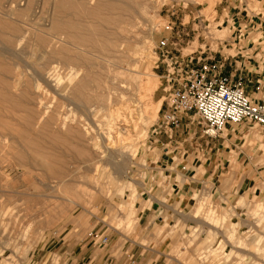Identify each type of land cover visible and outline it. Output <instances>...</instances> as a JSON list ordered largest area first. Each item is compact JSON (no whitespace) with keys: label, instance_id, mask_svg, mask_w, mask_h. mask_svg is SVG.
Returning <instances> with one entry per match:
<instances>
[{"label":"rangeland","instance_id":"obj_1","mask_svg":"<svg viewBox=\"0 0 264 264\" xmlns=\"http://www.w3.org/2000/svg\"><path fill=\"white\" fill-rule=\"evenodd\" d=\"M5 1H0V9L2 6L6 13L0 10V76L4 75V78L0 77V87H3V79L9 80L7 86L11 100L4 99L1 87L0 264H62L67 246L74 240L86 239L95 230L98 233L121 232L145 249L163 251L171 264H264V129L252 127L248 134H238V137L233 134L224 142L226 129L215 140L224 142L227 147L218 145L221 150L213 159L201 157L193 150L180 149V152L175 146L195 142L200 137L201 124H193L197 125V134L190 132L188 126L185 129L189 133L178 131L172 137L155 131L169 87L162 77L164 68H155L157 57L154 47L163 35L171 34L164 26L168 21L166 12L170 0H121L130 4L134 13L113 8L97 9L98 0H15L14 4L21 3L9 13ZM188 1L187 8L179 13L187 23L186 35L174 39L180 42L177 48L184 54L205 48L206 44L207 53L217 58L220 49L233 41V36L241 46H250L257 40L254 46L264 51V0ZM27 4L28 11L20 13L19 9ZM35 9L39 12L32 21L30 15L35 13ZM68 12L73 13L70 15ZM8 14L13 17L11 21L16 19L20 23V37L6 34L2 20L10 18ZM38 17L50 22L41 21ZM232 17H237L236 23ZM243 17H249L251 23L255 20L256 31L250 26L245 27ZM37 22L39 25L35 28L34 23ZM42 22L47 24L40 26ZM130 22L140 25L139 29L130 32ZM42 30L52 31V35ZM70 33L90 34L95 37V42L73 40L74 43ZM113 39L120 46L115 45ZM235 43L232 48L237 51ZM61 49L72 54L80 51L95 61L94 64L89 59L92 62L89 70L80 68L83 74H91V85L85 91L90 96L87 111L73 109L72 101L68 103L64 98L80 77L64 92L63 83L58 84L54 77L49 78L51 65L42 68L37 64L42 61L38 59L42 52L44 59L51 60ZM24 64L31 67H24ZM95 65L96 69L93 68ZM5 67H11L9 78L5 77ZM67 71H60L61 76H65L64 80L67 79ZM147 80L150 85L157 80V87L143 91ZM66 117L67 125L71 123L81 132L68 136L66 132L70 125L60 129V120ZM43 120L49 121L45 127ZM27 121H31L28 127ZM90 121L93 124L89 127ZM237 126L232 127L238 131ZM36 127L41 130H36ZM86 127L92 131L91 137L84 134ZM116 127H121L119 133L115 132ZM106 132L110 133L109 137ZM99 133H105L103 138L109 147V154L105 157L100 156L103 139ZM79 139L80 143H77ZM35 141L42 142L44 151L54 157L46 159L35 153ZM76 148H83L81 150L88 158L80 157ZM92 153H96L95 156ZM51 165L54 168L58 166L61 171L65 168L63 174L53 175ZM184 165L188 171L194 168L196 172L185 177L181 170ZM169 168L172 171H168ZM187 177H195L200 182L190 187Z\"/></svg>","mask_w":264,"mask_h":264},{"label":"built area","instance_id":"obj_2","mask_svg":"<svg viewBox=\"0 0 264 264\" xmlns=\"http://www.w3.org/2000/svg\"><path fill=\"white\" fill-rule=\"evenodd\" d=\"M169 2L168 21L164 26L171 34L163 35L154 47L155 68H164L162 77L169 87L155 131L172 137L181 130L184 118L190 124H201L200 137L207 140L218 138L233 125L264 129V99L251 98L246 93L243 77L226 73L225 59L208 54L206 44L205 48L188 54L177 48L180 42L174 39L185 36L187 27L185 17L180 18L179 13L187 8L189 1ZM89 236L99 246L110 244L108 234L91 232Z\"/></svg>","mask_w":264,"mask_h":264},{"label":"crops","instance_id":"obj_3","mask_svg":"<svg viewBox=\"0 0 264 264\" xmlns=\"http://www.w3.org/2000/svg\"><path fill=\"white\" fill-rule=\"evenodd\" d=\"M236 18L232 17L234 23H236ZM243 18L246 25L250 26V29L256 31L258 26L254 25L255 20L253 19V23H251L249 17L248 19L245 17ZM232 39L233 41L226 45L227 49H220V55H218L217 58L225 59L227 67L226 73H231L236 78L243 77L246 93L251 98L260 101L264 99V51L254 46V44L258 42L257 40L250 46H241V44L235 43L237 51H234L232 45L233 42H235V37L233 36ZM192 125L193 124L187 121V118H184L180 131L188 133L190 131L193 134H197V125ZM187 126L189 127V131L185 129ZM237 128L238 131L230 127L227 133H224L225 138L223 139H226L224 142L227 141L229 136L233 137V134L235 137H238V134L246 135L251 131L249 126L245 127L238 125ZM215 139L207 140L197 137L196 141L193 143H185L186 145L180 144L181 146L175 144V146H177L179 151L180 149H186L188 151L193 150V153L199 152V156L201 157L213 159L219 155V151L221 150L218 145H222L224 148L227 147H225L224 142H217ZM182 150L180 152H182ZM181 170L184 171L183 175L185 177L188 176L190 172H196L194 168L188 171L186 165L182 166ZM168 171H172V168H169ZM187 178H189L188 184L190 187H194L200 182L195 177ZM205 179L206 178L203 177V180ZM194 217L197 216L194 215ZM199 222L201 223L200 220ZM248 225L250 224L248 223ZM93 232L98 233V230ZM105 234L110 236V244L107 246H99L93 243L89 235L80 242L75 240L72 241L63 254L64 261L62 264H171L170 258L167 257L163 251L145 249L142 244H138L137 241H133L132 238H126L121 232L115 230Z\"/></svg>","mask_w":264,"mask_h":264},{"label":"bare ground","instance_id":"obj_4","mask_svg":"<svg viewBox=\"0 0 264 264\" xmlns=\"http://www.w3.org/2000/svg\"><path fill=\"white\" fill-rule=\"evenodd\" d=\"M1 1V0H0ZM30 1V0H29ZM28 1V2H29ZM32 1V0H31ZM47 1V0H46ZM124 1V0H123ZM123 1H121V0H98V2H97V9H103V8H106V9H109V8H113V9H120V10H122V12L125 10L126 12H133L131 9V5L130 4H126V3H123ZM138 1V0H137ZM7 4L6 5H8L9 6V13H12L13 11L12 10H14V8L16 7V5L17 4H19V3H21V2H19V3H17V4H14V2H15V0H6L5 1ZM34 2V1H33ZM124 2H127V1H124ZM129 2V1H128ZM50 3V2H49ZM90 3V2H89ZM123 3V4H122ZM25 4V3H24ZM23 4V5H24ZM51 4V3H50ZM49 4V5H50ZM71 4V3H70ZM73 4V3H72ZM31 5V3L29 4V6ZM33 5H35L34 7H37L36 6V4L34 3ZM77 5V4H76ZM79 5V4H78ZM5 6V5H4ZM3 6V7H4ZM20 6V5H19ZM39 6V5H38ZM57 6V5H56ZM69 6V5H68ZM72 6H74V5H72ZM58 7V6H57ZM60 7V6H59ZM61 7H63L62 5H61ZM27 8H28V4L24 7V8H20L19 9V11H20V13H22V12H26V10H27ZM45 8H47V7H45ZM56 8V7H55ZM64 8H66V7H64ZM4 9V8H3ZM30 9V8H29ZM37 9V8H36ZM35 9V10H36ZM50 9V8H49ZM0 10H2V6H1V9ZM7 10H8V8H7ZM45 10V9H44ZM47 10V9H46ZM60 9H58V11H59ZM66 10V9H65ZM92 10V9H91ZM119 10V11H120ZM5 11V10H4ZM12 11V12H11ZM16 11V10H15ZM14 11V12H15ZM28 11V10H27ZM31 11H34V10H31ZM67 11V10H66ZM65 11V12H66ZM71 11V10H70ZM69 11V12H70ZM89 11V10H88ZM135 11H137V9L135 10ZM2 12H3V10H2ZM38 12H39V10H36L35 11V13H33L32 12V15H30L29 17L30 18H32L31 20L33 21V19H35L37 16H38ZM68 12V13H69ZM76 12V11H75ZM121 12V11H120ZM119 12V14H122V13H120ZM4 14H6L5 12H3ZM15 13H17V12H15ZM60 13H61V10H60ZM67 13V14H68ZM72 13L73 12H71V13H69L70 15H72ZM90 13H92V12H90ZM110 13V12H109ZM130 13V14H131ZM134 13V12H133ZM135 13H138V12H135ZM14 14V13H13ZM12 14V15H13ZM18 14V13H17ZM75 14V13H74ZM88 14V13H87ZM102 14V13H101ZM139 14V13H138ZM29 15V14H28ZM76 15V14H75ZM110 15H112L111 13H110ZM115 15H117V13L115 14ZM8 16L10 17V18H5L4 20H2L3 21V23H5L4 24V26H5V28L4 29H6V34L7 35H9V36H12V37H20V33H21V27H19V25L18 24H20V23H17V21H16V19H13L12 21H11V18H13L12 16H11V14L9 15L8 14ZM15 16H16V14H15ZM22 16V15H21ZM91 16V15H90ZM122 16V15H121ZM128 16H131V15H128ZM127 16V17H128ZM20 17V16H19ZM100 17V16H99ZM107 17V16H106ZM132 17H134V16H132ZM136 17V16H135ZM39 18V17H38ZM43 18V17H42ZM48 18H49V16H48ZM52 18V17H51ZM70 18H72V16L70 17ZM108 18V17H107ZM121 18V17H120ZM131 18V17H130ZM41 18H39V20H40ZM124 19H126V18H124ZM53 20V19H52ZM55 20H57V19H55ZM85 20V19H84ZM83 20V21H84ZM90 20V19H89ZM88 20V21H89ZM120 20V19H119ZM128 20H129V17H128ZM14 21V22H13ZM41 21H47V22H50V20H48V19H41ZM77 21V20H76ZM95 20H93V22H94ZM104 21V20H103ZM125 21H127V20H125ZM133 21V20H132ZM131 21V22H132ZM1 22V21H0ZM40 22V21H39ZM39 22H37V23H34V26H35V28H36V26H37V24L39 25ZM52 22V21H51ZM74 22V21H73ZM79 22V21H78ZM95 22H97V20L95 21ZM94 22V23H95ZM110 22H112L111 20H110ZM128 22V21H127ZM130 22V23H131ZM29 23H31V22H29ZM60 23V22H59ZM80 23V22H79ZM99 23V22H98ZM104 23V22H103ZM122 23H123V21H122ZM126 23V22H125ZM45 24H47V23H45V22H42V23H40V26H42V25H45ZM78 24V23H77ZM105 24V23H104ZM26 25H28V24H26ZM51 25V24H50ZM61 25V24H60ZM65 25V24H64ZM74 25V24H73ZM82 25V24H81ZM97 25V24H96ZM99 25V24H98ZM3 25H1V27H4ZM30 26V25H29ZM80 26V25H79ZM101 26V25H100ZM100 26H98V27H100ZM117 26H118V24H117ZM139 26L140 25H136V24H130V25H128V27H129V30H130V32H134V30L135 29H139ZM48 27V26H47ZM54 27V26H53ZM81 27V26H80ZM79 27V28H80ZM106 27V26H105ZM120 27V26H119ZM118 27V28H119ZM75 28V27H74ZM78 28V29H79ZM97 28V27H96ZM104 29H106V28H104ZM121 29V28H120ZM123 29V28H122ZM121 29V30H122ZM126 29V28H125ZM124 29V30H125ZM30 30V29H29ZM59 30V29H58ZM57 30V31H58ZM117 30V29H116ZM22 31H25V29L23 30L22 29ZM32 31V30H31ZM34 31V30H33ZM45 31H48V30H45ZM44 30H42L41 32H45ZM65 31V30H64ZM80 31H82V30H80ZM89 31V30H88ZM99 31V30H98ZM119 31V30H118ZM138 31V30H137ZM136 31V32H137ZM3 32V31H2ZM40 32V33H41ZM50 32H52V31H50ZM49 31H48V33H50ZM54 33H55V31H53ZM59 32V31H58ZM61 32H63V31H61ZM60 32V33H61ZM67 33H69L68 31H66ZM75 32V31H74ZM74 32H72V34L74 33ZM114 32H115V30H114ZM120 32V31H119ZM65 33V32H64ZM63 33V34H64ZM86 33V32H85ZM91 33V32H90ZM47 34V33H46ZM51 34V33H50ZM71 34V33H70ZM71 34V35H72ZM87 34V33H86ZM92 34V33H91ZM119 34H121V33H119ZM123 34V33H122ZM52 35V34H51ZM58 35V34H57ZM61 35V34H60ZM129 35V34H128ZM30 36V35H29ZM33 36V35H32ZM46 36H48V35H46ZM109 36V35H108ZM50 37V36H49ZM52 37V36H51ZM50 37V38H51ZM58 37H59V35H58ZM116 37V36H115ZM114 37V38H115ZM34 38V37H33ZM53 38V37H52ZM51 38V39H52ZM63 38H65V37H63ZM128 38V37H127ZM9 39H11V37L9 38ZM29 39H30V37H29ZM47 39V38H46ZM70 39L72 40V42H74L73 40H76V42L78 41V42H95L94 41V39H95V37H93L92 35H90V34H88V35H85V36H82V35H72V36H70ZM103 39H104V37H103ZM14 40V39H13ZM28 41V39H25V41ZM48 40V39H47ZM66 40H67V38H66ZM97 40V39H96ZM116 40H119V39H116ZM61 41V40H60ZM129 41V40H128ZM127 41V42H128ZM59 42V41H58ZM57 41H56V43H58ZM76 42H74V43H76ZM24 43V42H23ZM34 43V42H33ZM46 43V42H45ZM63 43H64V40H63ZM66 43H68V42H66ZM110 43V42H109ZM113 43H114V39H113ZM116 43L117 42H115L114 44L116 45ZM121 43V42H120ZM123 43V42H122ZM28 44V43H27ZM38 44V43H37ZM42 44V43H41ZM50 44V43H49ZM78 44V43H77ZM77 44H75V45H77ZM87 44V43H86ZM118 44V43H117ZM125 44V43H124ZM7 45H10V44H7ZM26 45V44H25ZM39 45V44H38ZM37 45V46H38ZM45 45V44H44ZM47 46H49L48 44H46ZM60 45V44H59ZM67 45H69V43L67 44ZM80 45V44H79ZM92 45H94V44H92ZM113 45V44H112ZM119 45V44H118ZM3 46H4V44H3ZM62 46V45H61ZM64 46H66V44H64ZM71 46V45H70ZM86 46V48H87V45H85ZM100 46V45H99ZM108 46H111L110 44H108ZM120 46V45H119ZM9 47V46H8ZM42 47V46H41ZM55 47V46H54ZM60 47V46H59ZM75 47V46H74ZM73 47V48H74ZM91 47V46H90ZM101 47V46H100ZM107 47V46H106ZM10 48V47H9ZM22 48V47H21ZM44 48V47H43ZM58 48V47H57ZM61 48V47H60ZM63 48V47H62ZM67 48H69V47H67ZM66 48V49H67ZM80 48V47H79ZM79 48H76V49H79ZM89 48V47H88ZM107 48H109V47H107ZM123 48V47H122ZM1 49V48H0ZM15 49V48H14ZM54 49V48H53ZM71 49V48H70ZM69 49V50H70ZM91 49V48H90ZM93 49V48H92ZM99 49V48H98ZM117 49V48H116ZM38 50H39V48H38ZM73 50V49H72ZM81 50V49H80ZM95 49H93V51H94ZM102 50H106V49H102ZM110 50H111V48H110ZM114 50V49H113ZM120 50V49H119ZM122 50V49H121ZM120 50V51H121ZM41 51V50H40ZM67 51V50H66ZM92 51V52H93ZM96 51H98V50H96ZM114 51H117V50H114ZM122 51H124V50H122ZM36 52H37V50H36ZM39 52V51H38ZM102 52V51H101ZM105 52V51H104ZM113 52V51H112ZM23 53V52H22ZM55 53V52H54ZM59 54L57 55V56H53L52 55V58L54 57V59H44L45 58V56H44V53L42 52L41 53V55H39V58L38 59H42V61L41 62H37V64H38V66H40V67H42V68H45L44 66L45 65H51V73L49 74V78H51V77H54L55 79H56V81H57V83L58 84H61V83H63V88H62V91H66V89L69 87V85H71L76 79H78V77H80L79 78V80H78V82L76 83V85H74V87L71 89V90H69L70 92L69 93H65L64 95H65V97L64 98H66L67 100H68V103L69 102H71L72 101V105L74 106V108L73 109H77V108H82L84 111L86 110H88L87 108L89 107V102H90V96H88L87 94H85V93H87V92H85L86 91V89H88V87H89V85H91V83H90V78H89V76L91 75H89L88 73H90V72H88V73H86V74H83V72H82V68H86V69H88L89 67V65L90 66H92V62L91 61H94V59H91V58H88V56L90 57V55H84L83 53H81L80 51L79 52H74V54H72L71 53V51L70 52H65V50L64 49H61V51L60 52H58ZM88 53V52H87ZM94 53V52H93ZM6 54V53H5ZM97 54H100V51H99V53H97ZM117 54H121V52L120 53H117ZM9 55H10V53H9ZM29 55V54H28ZM105 55V54H104ZM104 55H103V57H104ZM21 56V55H20ZM35 56V55H34ZM92 56V55H91ZM95 56V55H94ZM93 56V57H94ZM107 56V55H106ZM109 56V55H108ZM116 56V55H115ZM29 57V56H28ZM49 57H51V56H49ZM97 57V56H96ZM98 57H100V55L98 56ZM97 57V58H98ZM114 57V56H113ZM11 59V58H10ZM18 59V58H17ZM89 59H91V61L89 60ZM103 59V58H102ZM110 59H111V57H110ZM24 61V60H23ZM96 61H98V59H96ZM101 61V60H100ZM120 61V60H119ZM33 62V61H32ZM121 62V61H120ZM105 63V62H104ZM103 63V64H104ZM107 63H108V61H107ZM113 63V62H112ZM35 64V63H34ZM94 64H95V61H94ZM101 64V63H100ZM106 64V63H105ZM15 65V64H14ZM49 65V66H50ZM97 65V64H96ZM95 65V67H93V68H95L96 69V66ZM114 65V64H113ZM8 66V65H7ZM4 67V66H3ZM9 67V66H8ZM8 67H5L4 68V71H5V77H8L7 75H8V72H9V69H11V67L10 68H8ZM21 67V66H20ZM24 67H31V65H28V64H24ZM36 67V66H35ZM100 66H98V68H99ZM110 67H111V63H110ZM34 68V67H33ZM47 68V67H46ZM81 68V69H80ZM1 69V68H0ZM61 69H67L68 71H67V79L66 80H64V77L65 76H61V73H60V71H61ZM102 69V68H101ZM100 69V70H101ZM31 70V69H30ZM89 70V69H88ZM93 70V69H92ZM103 70V69H102ZM10 71H12V70H10ZM14 71V70H13ZM23 71V70H22ZM32 71V70H31ZM35 71V70H34ZM37 71H39V70H37ZM41 71H42V69H41ZM44 71H45V69H44ZM95 71V70H94ZM1 72V71H0ZM21 72V71H20ZM36 72V71H35ZM65 72V71H64ZM85 72V71H84ZM43 73V72H42ZM95 73V72H94ZM100 73V72H99ZM98 73V74H99ZM2 74V73H1ZM39 74H40V72H39ZM38 74V75H39ZM88 74V75H87ZM101 74H103V72L101 73ZM34 75H36V73L34 74ZM108 75V74H107ZM13 76V75H12ZM25 76V75H24ZM1 77V76H0ZM19 77V76H18ZM18 77H16V78H18ZM41 77H43V76H41ZM99 77V76H98ZM157 77V76H156ZM1 78H4V75H3V77H1ZM9 78V77H8ZM13 78V77H12ZM25 78V77H24ZM48 78V79H49ZM101 78V77H100ZM37 79V78H36ZM35 79V80H36ZM40 79V78H39ZM42 79V78H41ZM40 79V80H41ZM44 79H46V78H44ZM149 79V78H148ZM8 81L9 80H6V78H5V80L3 79V83H2V81H1V83H2V85H3V87H2V89L1 90H4V91H2L3 92V94L2 95H4V99L5 98H8L9 100H11V98H10V96H11V94H9L8 92H9V88H8V86H7V84H8ZM27 81V80H26ZM41 81H45V80H41ZM50 81V80H49ZM145 81V80H144ZM156 81L157 80H155V83L154 84H152V85H150L151 84V82H149L148 80L145 82V87H143V91H145L146 92V90H148V89H150L151 91L152 90H154L156 87H157V83H156ZM29 82V81H28ZM42 83H45V85H46V82H42ZM50 83V82H49ZM55 83V82H54ZM65 83V84H64ZM25 84H27V83H25ZM48 84V83H47ZM51 84V83H50ZM57 85V84H56ZM140 85V84H139ZM12 86H13V83H12ZM27 86V85H26ZM47 86V85H46ZM49 86V88L51 87L50 85H48ZM99 86V85H98ZM0 87V88H1ZM57 87V86H56ZM72 87V86H71ZM91 87V86H90ZM137 87V86H136ZM140 87H142V86H140ZM138 88H139V86H138ZM145 88H146V90H145ZM28 89V88H27ZM27 89H26V91H27ZM36 89V88H35ZM43 89V88H42ZM57 89V88H56ZM96 89V88H95ZM53 90V89H52ZM91 90V89H90ZM142 91V92H143ZM1 92V91H0ZM1 92V93H2ZM56 92V91H55ZM140 92H141V89H140ZM0 93V94H1ZM20 94L22 93V92H19ZM148 93V92H147ZM152 93V92H151ZM99 94V93H98ZM22 95V94H21ZM57 95H59V94H57ZM61 95V94H60ZM147 95V94H146ZM14 96V95H13ZM18 96V95H17ZM141 96H142V93H141ZM16 97V96H15ZM19 97H21V96H19ZM63 97V96H62ZM93 97V96H92ZM145 97V96H144ZM3 98V97H2ZM13 98V97H12ZM100 98V97H99ZM14 99H16V98H14ZM18 99V98H17ZM21 99H22V97H21ZM24 99H26V98H24ZM62 99V98H61ZM3 100V99H2ZM13 100V99H12ZM29 100V99H28ZM100 100V99H99ZM26 101H27V99H26ZM57 101V100H56ZM64 101V100H63ZM93 101V100H92ZM91 101V102H92ZM110 101V100H109ZM29 102V101H28ZM94 102V101H93ZM96 102V101H95ZM94 102V103H95ZM97 102H99V101H97ZM17 103H19V102H17ZM26 103V102H25ZM100 103H101V101H100ZM99 103V104H100ZM34 104H36V103H34ZM92 104V103H91ZM98 104V105H99ZM147 105V104H146ZM18 107H20V105L18 104L17 105ZM16 106V107H17ZM71 106V105H70ZM22 107V106H21ZM30 107V106H29ZM91 108V107H90ZM16 109V108H15ZM28 109V108H27ZM48 109V108H47ZM20 110V109H19ZM82 110V112H84ZM20 111H22V110H20ZM25 112H26V110H24ZM48 111V110H47ZM90 111V110H89ZM93 112V111H92ZM32 113V112H31ZM79 113H81L80 111H79ZM78 113V114H79ZM115 113V112H114ZM83 114H85V113H83ZM123 114V113H122ZM35 115V114H34ZM39 115V114H38ZM113 115V114H112ZM115 115V114H114ZM33 116V115H32ZM78 116V115H77ZM118 116H121V114L120 115H118ZM34 118L36 117V116H33ZM69 117V116H68ZM72 117V116H71ZM80 117V116H79ZM87 119H88V117L87 116H85ZM115 117H116V115H115ZM24 118V117H23ZM28 118V117H27ZM46 118V117H45ZM90 118V117H89ZM121 119H122V117H120ZM124 118V117H123ZM116 119V118H115ZM120 119V120H121ZM29 120V119H28ZM74 120V119H73ZM91 120H92V118H91ZM116 120H118V119H116ZM45 120H43V127H45V125H47L48 123H49V121L47 120L46 122H44ZM61 121V123H60V125H59V127H60V129H63V127H65L66 128V126H68V125H70V126H68L67 127V132L66 133H68V136H69V134L71 135V136H74L75 134H77V133H79V132H81V129L80 128H77V127H75L74 125L73 126H71V123L70 124H68L67 125V122H68V120H67V117L66 118H64L63 120H60ZM80 121V120H79ZM30 122L31 121H27L26 122V126L28 127V126H30ZM37 122V121H36ZM35 122V123H36ZM50 122H52V121H50ZM77 122V121H76ZM91 123L90 124H88V126L89 125H91L92 126V121H90ZM119 122V121H118ZM25 123V122H24ZM23 123V124H24ZM115 123L117 124V122L115 121ZM126 123V122H125ZM114 124V123H113ZM54 125V124H53ZM55 125H56V123H55ZM115 125V124H114ZM25 126V125H24ZM26 126H25V129H26ZM33 126V125H32ZM40 126V125H39ZM38 126V127H39ZM87 126V125H86ZM87 126V127H88ZM38 127H36V130L38 129ZM50 127V126H49ZM79 127V126H78ZM86 127V129H85V133L84 132H82V133H84L86 136H87V138L88 137H91L92 136V131H90V129H88ZM90 127V126H89ZM31 128V127H30ZM27 129H29V128H27ZM80 129V130H79ZM115 130H112V131H115L116 133H119V131H121V127H116V128H114ZM30 130V129H29ZM38 130H41L40 128L38 129ZM44 130H46V129H44ZM52 131V130H51ZM56 131V130H55ZM28 131L26 130V133H27ZM38 132V131H37ZM54 132V131H53ZM57 132V131H56ZM64 132V131H63ZM8 133V132H7ZM41 133H42V131H41ZM47 133V132H46ZM65 133V132H64ZM66 133L65 134H63V135H65V136H67L66 135ZM82 133H80V135L82 134ZM107 134H108V137H109V135H110V133H108V132H106ZM9 134V133H8ZM20 134V133H19ZM24 134V133H23ZM23 134H21V136L23 135ZM58 134H60V133H58ZM42 135V134H41ZM50 135V134H49ZM63 135H62V133H61V136L63 137ZM103 135L105 136V133H99V136H100V138H101V140L103 139V147H102V151H100V156L101 157H105V156H108V154H109V147L107 146V143H106V140H105V138H103ZM20 136V135H19ZM48 136V135H47ZM60 136V135H59ZM61 136H60V138H61ZM45 137V136H44ZM2 138H4V137H2ZM49 138V137H48ZM57 138V137H56ZM64 138V137H63ZM71 138V137H70ZM114 138V137H113ZM28 139V138H27ZM30 139V138H29ZM52 139H53V137H52ZM62 139V138H61ZM77 139V138H76ZM75 139V140H76ZM86 139V138H85ZM10 140V139H9ZM64 140H65V138H64ZM87 140V139H86ZM25 141V140H24ZM27 141V140H26ZM31 141V140H30ZM80 141V139L77 141V143ZM108 141V140H107ZM114 141V140H113ZM9 142V141H8ZM11 142V141H10ZM18 142V141H17ZM36 142V141H35ZM55 142V141H54ZM59 142V141H58ZM86 142V141H85ZM84 142V143H85ZM37 143V142H36ZM59 143H63V142H59ZM66 143H68L69 144V141L68 140H66ZM71 143V142H70ZM75 143H76V141H75ZM80 143V142H79ZM49 144V143H48ZM74 144V143H73ZM25 145V143L23 144V146ZM28 145V144H27ZM26 145V146H27ZM53 145V144H52ZM55 145V144H54ZM67 145V144H66ZM65 145V146H66ZM75 145V144H74ZM99 145V144H98ZM56 146V145H55ZM68 146V145H67ZM78 146V145H77ZM80 146V145H79ZM10 147V146H9ZM8 147V148H9ZM30 147V146H29ZM28 147V148H29ZM75 147V146H74ZM82 147V146H81ZM84 147V146H83ZM18 148V147H17ZM25 148V147H24ZM31 148H33V147H31ZM36 148V151L37 152H35V153H39L40 155H42V157H45L46 159L48 158V159H50V158H53L51 155H49V154H51V153H48V152H45L44 151V148H43V144H42V142H39L38 141V143L37 144H35V147H34V149ZM87 148V147H86ZM86 148H85V150H86ZM97 148V147H96ZM23 149V148H22ZM30 149V148H29ZM63 149H65V147L63 148ZM81 149H83V148H81ZM80 148H76V150L78 151V155H80V157L82 156V158H84V157H87V156H84V153H83V151L81 150ZM66 150V149H65ZM75 150V149H74ZM73 150V151H74ZM95 150V149H94ZM9 151V150H8ZM23 151V150H22ZM91 151V150H90ZM70 152V151H69ZM88 152H89V150H88ZM95 152H97V151H95ZM13 154H14V152H12ZM28 153V152H27ZM72 153V152H71ZM99 153V152H98ZM98 153H97V155H98ZM11 154V153H10ZM17 154H18V152H17ZM23 154V153H22ZM26 154V153H25ZM73 154V153H72ZM87 154V153H86ZM89 154V153H88ZM87 154V155H88ZM92 154H94V156H95V154L96 153H92ZM91 154V155H92ZM16 155V154H15ZM19 155V154H18ZM24 155V154H23ZM30 155V154H29ZM76 154L74 153V156H75ZM90 155V154H89ZM88 155V156H89ZM96 155V156H97ZM134 155V154H133ZM12 156H14V155H12ZM17 156V155H16ZM15 156V157H16ZM94 156H92L91 158H93ZM116 156V155H115ZM57 157V156H56ZM90 157V156H89ZM16 158H20L19 156L18 157H16ZM58 158V157H57ZM61 158V157H60ZM63 158V157H62ZM77 158V157H76ZM88 158V157H87ZM112 158V157H111ZM129 158V157H128ZM81 159V158H80ZM97 159V158H96ZM23 160V159H22ZM57 160V159H56ZM62 160V159H61ZM116 160V159H115ZM129 160V159H128ZM86 161V160H85ZM100 161V160H99ZM130 161H131V159H130ZM21 162V161H20ZM27 162H28V160H27ZM50 162V161H49ZM54 163V162H53ZM56 163V162H55ZM54 163V164H55ZM66 163V162H65ZM23 164V163H22ZM64 165V164H63ZM49 166V165H48ZM52 167H50V170L51 171H53L52 173H53V175H59L60 173H62L64 170H65V168L64 167H62V168H64V170L63 171H61L59 168H58V166L56 167V168H54L55 166H53V165H51ZM62 166V165H61ZM59 167H60V164H59ZM42 168H44L43 167V165H42ZM45 169V168H44ZM101 172V171H100ZM46 173V172H45ZM52 173H51V176H53L52 175ZM64 173H66V172H64ZM63 174V173H62ZM56 176V177H57ZM64 176V175H63ZM63 176H61V177H63ZM49 177V176H48ZM49 184V183H48ZM51 184V183H50ZM53 184V183H52ZM51 184V185H52ZM56 185V184H55ZM54 186V185H53ZM55 188V187H54Z\"/></svg>","mask_w":264,"mask_h":264}]
</instances>
